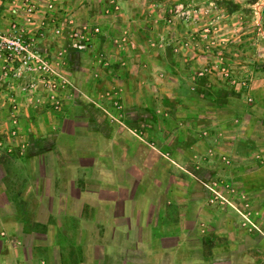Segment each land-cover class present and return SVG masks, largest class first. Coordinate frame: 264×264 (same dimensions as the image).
<instances>
[{
  "label": "crops",
  "instance_id": "crops-1",
  "mask_svg": "<svg viewBox=\"0 0 264 264\" xmlns=\"http://www.w3.org/2000/svg\"><path fill=\"white\" fill-rule=\"evenodd\" d=\"M62 2L56 0L59 11ZM72 2L66 0V10H72ZM1 8L0 3V17L4 15ZM102 9L88 10L87 19L101 25L106 35L128 28L132 40L127 38V46L132 42L133 47L107 53L112 66H97L99 77L90 84L87 65L82 64L74 82L79 81V89L95 99L111 82L123 108L122 120L115 124L106 117L100 109L107 108L102 99H97L102 104L99 107L80 99L67 108L66 115H43L22 122L28 155L16 159L21 188L3 182L5 171L0 178V264L231 262L238 245L250 234L231 216V209L210 205L205 197L191 207L194 180L185 169L192 162L167 144L173 116L163 123L160 141L167 144L164 148L149 145L153 140L147 132L149 125L140 127L146 130L145 138L133 131L139 128L137 119L149 114V51L142 49L148 42L142 31L148 26L139 19L141 14L136 15L134 4L124 6L113 18L104 16ZM258 126L264 132V122ZM182 133L185 144L192 134ZM244 135L247 139L239 148L231 140L220 145L231 155L238 154V160L223 172L252 195L261 210L255 222L264 236V166L258 167L250 158L254 151L263 153L264 143L251 141L256 137L250 130ZM206 143L211 145L213 140L206 139ZM201 144L193 142L197 149ZM252 170L261 172L257 182ZM215 235L226 238L223 252H219Z\"/></svg>",
  "mask_w": 264,
  "mask_h": 264
},
{
  "label": "rangeland",
  "instance_id": "rangeland-1",
  "mask_svg": "<svg viewBox=\"0 0 264 264\" xmlns=\"http://www.w3.org/2000/svg\"><path fill=\"white\" fill-rule=\"evenodd\" d=\"M62 1L59 24L71 18L74 29L85 26L89 43L83 51H75L67 47L65 34L58 37L47 32L36 48L45 63L55 69L54 73L47 70L37 74L20 72L8 79L0 77V178L4 177L2 171L6 172L3 182L21 185L15 164L16 159L28 155L23 121L43 115H66L67 108L80 99L95 106L102 105L97 101L102 99L107 108L100 109L106 117L115 124L122 120L123 108L115 89H111V82L95 99L85 95L74 78L77 69L86 64L89 84L93 83L99 77L97 66H112L107 53L114 55V50L121 52L132 45L131 42L127 46V38L132 40L128 28L120 29L119 33L116 30L117 34L112 31L108 37L101 25L87 19L88 10L93 12L102 7L103 15L113 18L119 16L124 6L134 4L136 15L141 14L139 19L148 26L145 31L138 29L148 41L142 49L149 51V114L140 121L137 119L139 128L133 131L144 137L146 130L140 127L149 125L147 132L153 135L150 146L159 149L170 143L191 160V167L185 169L194 180L190 186L191 207L205 197L210 205L231 209V216L239 221L240 227H246L250 235L244 238L242 246L238 245L231 262L220 259L217 264H264V236L260 224L255 222L261 210L252 195L237 187L223 172L238 160V154L233 156L220 146L225 140H231L233 147L239 148L247 139L244 133L248 130L256 137L251 141L264 143V132L258 126L264 122V0H133L132 4L129 0H73L72 10H66V0ZM0 3L4 13L0 22L5 27L10 18V0H0ZM178 5L196 10L190 12L189 19H183L177 11ZM105 39L108 41L104 42ZM49 83H55V88ZM115 101L120 109L113 107ZM172 116L175 122L171 124L170 140L165 144L160 141L163 123ZM253 126L254 129L250 128ZM183 130L192 134L185 144L180 136ZM206 139H212L213 143L208 145ZM199 141L202 144L197 149L193 142ZM262 149L263 153L254 151L250 155L258 167L264 166ZM252 171V178L257 182L261 172ZM13 188L16 192L17 188ZM218 220L217 217L213 225L217 226ZM214 240L219 252L226 250L223 235H215Z\"/></svg>",
  "mask_w": 264,
  "mask_h": 264
},
{
  "label": "built area",
  "instance_id": "built-area-1",
  "mask_svg": "<svg viewBox=\"0 0 264 264\" xmlns=\"http://www.w3.org/2000/svg\"><path fill=\"white\" fill-rule=\"evenodd\" d=\"M191 9L178 5L177 11L181 18L187 17ZM110 10L107 8L106 13ZM10 18L5 27L0 28V77L8 79L10 75L37 74L55 69L45 63L42 54L37 50L39 40L46 38V33L61 37L65 34L68 48L83 51L88 43L87 28H73L69 18L64 24H59L60 11L56 0H10ZM32 31H35L32 34ZM30 86H32L30 84ZM55 88V83H49ZM23 90H25L23 88ZM115 109H120L118 102H113ZM111 119L115 118L111 115Z\"/></svg>",
  "mask_w": 264,
  "mask_h": 264
}]
</instances>
